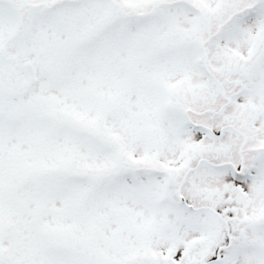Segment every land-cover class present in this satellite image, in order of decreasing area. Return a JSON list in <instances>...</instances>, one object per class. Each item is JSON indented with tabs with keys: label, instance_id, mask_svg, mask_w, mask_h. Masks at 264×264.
Wrapping results in <instances>:
<instances>
[{
	"label": "snow or ice",
	"instance_id": "6c2138e0",
	"mask_svg": "<svg viewBox=\"0 0 264 264\" xmlns=\"http://www.w3.org/2000/svg\"><path fill=\"white\" fill-rule=\"evenodd\" d=\"M0 264H264V0H0Z\"/></svg>",
	"mask_w": 264,
	"mask_h": 264
}]
</instances>
